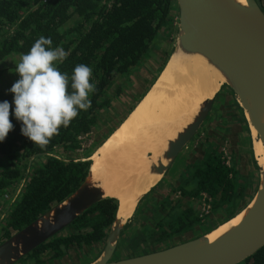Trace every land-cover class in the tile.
<instances>
[{"label":"trees","instance_id":"trees-1","mask_svg":"<svg viewBox=\"0 0 264 264\" xmlns=\"http://www.w3.org/2000/svg\"><path fill=\"white\" fill-rule=\"evenodd\" d=\"M174 10H178L176 0H0V76L1 63L8 56L27 53L40 36H45L51 37L53 48L62 47L69 53L58 65L61 72L68 74L69 83L74 67L85 64L91 67V82L95 84V91L89 94L91 107L81 110L67 128L61 127L43 148L25 137L21 122L10 116L14 128L0 142V155L8 156L7 165L0 170V205L8 187L24 177L25 161L42 155L46 162L31 176L21 201L13 204L8 229L21 230L81 186L91 160L68 161L45 154L60 145L68 150L80 147L79 139L91 133L100 120V112L112 106L110 95L115 79L127 77L149 53L160 32L170 30ZM74 15L81 21L63 29ZM18 79L0 87V101L12 102L14 94L7 90ZM118 91L119 94L121 86ZM192 179V187L188 181L186 189L180 188L182 193L190 197L207 193L213 198L215 212L227 205L229 217L238 212V204L247 198L248 184L227 163L223 151L215 147H210L193 166ZM154 190L143 199L139 211L122 231L120 244L131 247L136 254L184 242L180 240L182 235L205 223L191 205L157 204L147 215L146 202ZM117 210L116 199L95 204L70 225L74 232L41 245L22 263L30 260L33 264H51L70 255V246L80 252L105 243ZM138 220L142 222L140 226L134 224ZM210 225L203 226L197 237ZM6 235L9 238L11 232ZM242 264H264V248Z\"/></svg>","mask_w":264,"mask_h":264},{"label":"water","instance_id":"water-1","mask_svg":"<svg viewBox=\"0 0 264 264\" xmlns=\"http://www.w3.org/2000/svg\"><path fill=\"white\" fill-rule=\"evenodd\" d=\"M176 2L179 9L178 36L166 65L152 87L158 82L173 56L179 52L202 55L224 81L214 96L200 107L195 118L178 132L176 138L169 141L157 162L151 164V172L162 175V178L138 198L133 215L139 211L143 199L160 184L172 170L180 154L201 132L223 88H228L233 93L252 140L260 175L253 196L236 214L206 229L196 238L146 254H136L131 247L120 244L122 231L131 219V217L125 219V215L121 213L128 211L131 201L123 204L118 197L108 196L105 189L94 181L90 167L88 176L75 192L0 243V264H21L23 258L41 245L55 237H63L74 232L70 225L92 206L106 199L118 201L115 221L102 252L81 264H242L264 248V164L260 161V158L264 159V153L258 155L256 152L257 138L264 145L263 2L262 0L246 2L176 0ZM152 87L139 102L147 96ZM253 128L258 135H254ZM71 160L85 159L68 161ZM240 214L243 216L237 223L230 224L219 236L210 239V234L229 224ZM28 262L31 263L30 260Z\"/></svg>","mask_w":264,"mask_h":264},{"label":"bare ground","instance_id":"bare-ground-1","mask_svg":"<svg viewBox=\"0 0 264 264\" xmlns=\"http://www.w3.org/2000/svg\"><path fill=\"white\" fill-rule=\"evenodd\" d=\"M223 81L202 55L175 54L134 112L90 157L94 181L106 194L118 197L123 204L131 201L128 211L121 213L125 219L133 215L138 198L162 178L151 172V164L157 162L169 141L195 118ZM195 102L199 106L194 110V106H190ZM173 121L181 123L180 127L176 133L167 135L169 129L164 127ZM253 131L258 135L254 128ZM256 152L264 153V145L258 138ZM260 161L264 164V159ZM242 214L210 234V239L237 223Z\"/></svg>","mask_w":264,"mask_h":264},{"label":"rangeland","instance_id":"rangeland-1","mask_svg":"<svg viewBox=\"0 0 264 264\" xmlns=\"http://www.w3.org/2000/svg\"><path fill=\"white\" fill-rule=\"evenodd\" d=\"M172 18L173 27L170 28L169 31H161L159 36L154 40L152 54L146 55L142 62H140V64L129 73L130 77L128 81L123 80L121 77L119 78L118 86L113 85L112 93L110 95V98H113L112 106L109 109L100 112V120L98 124H96L88 137L82 139L80 148L74 150H68L67 148L57 149V152L61 157L76 160H90L91 155L96 151L98 146H101V143L108 139V136L119 127L128 114L137 106V103L142 97H144L160 75L173 51L175 39L176 36H178V10H174ZM78 21H81L80 17L74 15L64 25L63 29L74 26ZM18 58V56L9 57L8 60L3 62V75L0 77V87L6 85L19 75L15 72V66L19 61ZM120 86L121 91L118 94ZM193 106L195 110L199 105L195 102L190 107ZM190 116H192V114H190ZM190 116H186V119L189 120L191 118ZM176 119L177 118L169 120L172 121ZM180 124L181 123L175 121L167 123V126L164 128L172 130L169 133L168 130L167 135L176 133ZM212 132H218V134L214 135ZM253 133L256 135V132L253 131ZM171 138H173V136ZM208 146L216 147L224 153L226 152L229 162L237 164L238 170L242 175V181L250 183L251 187L247 191L245 202L243 201L238 205V211L241 210L244 207V204H247V201L253 196L258 187L260 175L246 120L243 117L242 110L238 106L236 99L233 97V93L228 88H223L221 90L207 123L204 125L198 136H196L188 147L180 154L176 163L172 167V171L166 174L165 177L167 178L159 184L160 186L158 185L155 188L153 193L156 190L161 191L167 189L172 180H177L180 183L182 179L184 182L187 181L184 178L181 179L182 173H185V169L188 168L190 163H193L195 160L203 159L205 149L208 148ZM260 160H263V158H260ZM174 171H179V175L175 176L176 174H173ZM172 176H175L176 179H172ZM188 178L189 177H187V179ZM186 185H188L187 182ZM201 204L197 203L194 205L199 208ZM184 205L188 206L190 204ZM228 217L229 215L225 213H220L219 215L216 214L215 216L213 215L212 220H210L211 222H209L211 225L208 229ZM103 246L104 243L101 245L98 244L93 248H85L82 253L86 252L87 255L84 256L80 252L73 251L72 254L67 255L60 260H55L51 264H72L75 260L78 261L77 264L88 262L102 252V249L104 248ZM21 264L33 263L27 262Z\"/></svg>","mask_w":264,"mask_h":264},{"label":"clouds","instance_id":"clouds-1","mask_svg":"<svg viewBox=\"0 0 264 264\" xmlns=\"http://www.w3.org/2000/svg\"><path fill=\"white\" fill-rule=\"evenodd\" d=\"M52 43L51 37L40 36L16 64L19 79L7 90L13 100L0 101V142L13 130L14 116L21 122V133L43 148L61 127L67 128L81 110L91 107V67L76 65L69 83L68 74L58 67L69 53Z\"/></svg>","mask_w":264,"mask_h":264},{"label":"flooded vegetation","instance_id":"flooded-vegetation-1","mask_svg":"<svg viewBox=\"0 0 264 264\" xmlns=\"http://www.w3.org/2000/svg\"><path fill=\"white\" fill-rule=\"evenodd\" d=\"M178 11H179V9H178ZM170 23H171V28H172L173 27L172 26V19H171ZM152 47H153V45L151 46V49H150L149 53H147L146 55L152 54ZM16 56L19 57L18 58V60H19L18 63H19L20 62V58L22 56V55H19V54L8 56L4 61L8 60L9 57H16ZM145 56L143 57V59L145 58ZM3 62L1 63V66H2ZM15 71H16V66H15ZM2 75H3V72L1 74V76ZM129 77H130V75H128L127 77H122V79L128 81ZM18 78H19V75L15 79H13L12 81H14V80H16ZM12 81H10V82H12ZM117 84H119V78L115 79V81L113 82L112 86L113 85L116 86ZM212 133H214V135L218 134V132H212ZM89 134L84 136V137H81L79 140L82 141V139L88 137ZM60 148H64V147L61 146V145L60 146H56L55 151H53L51 153H48V154H45V155L54 156V157H57L59 159L70 160V159H68L66 157L65 158L61 157L58 154L57 149H60ZM79 148L80 147H78L77 149H79ZM209 148H210V146H208V148L205 149V152ZM224 155H225V157L227 159V163L229 165H231V166L233 165L235 167V169L240 173V171L238 170L237 164L236 163L232 164L231 162H229V159L226 156V152L224 153ZM0 156H5L6 158L8 157L7 155H0ZM204 156H205V154H204ZM204 156H203V158H204ZM197 161H199V160H195L193 163H190V165L188 164L189 166H188L187 169H185L186 170L185 173H182L181 179L185 178V180H187V181L184 182L183 179H182L181 183L178 182L177 180L176 181H173V180L170 181V185H168L169 187L167 189L161 190V191L156 190L154 193L152 192L150 194L149 200L146 202V207L147 208H146L145 212H147V215L150 214L149 210L155 208V205H157V204H166V205L182 204V206H184V207H187L184 204H190L191 206L195 207L194 204H197V203L201 204L202 203L199 206V208L198 207H195V208L199 212V215H200L199 217L205 219V223H204V225L199 226L196 229H194V231H191L189 233H185L184 235H182L181 239L179 238L180 240H185V241L189 240L191 238H196L197 234L199 233V231L201 232L203 226H205V225L209 224V222H211L210 220H212V216L213 215L215 216L216 214L219 215L220 213H225V214H229L230 213V210H228L229 207L227 205H224L222 208L219 209L218 212H215L214 207H213V198L211 196H209L205 192H202L199 197H190V196H186V195H184L182 193V190L180 188L183 187L184 189H186V187L188 186V185H186V182L188 184V181H189L190 182V186L192 187L193 166L196 164ZM44 162H46V158L45 157L43 158L42 155H38V156L36 155V156L30 157L29 160L25 161V163L27 164V168L24 171V174H23L24 177L20 181L10 185L8 187L7 191L5 192L4 197L1 200V205H0V243H2L4 240L8 239L7 235H6L7 231L11 232L10 237L15 232V230L10 229V228L8 229V227H7V222L9 220V218H10V213L13 211L12 210L13 209L12 206H13V204H18L21 201V197H22L23 193L25 192L26 186H27L29 180L31 179V176L34 174V172L37 170L38 167H40L42 164H44ZM8 164H9V162H8ZM4 167L0 166V168H1L0 170H3ZM187 177H189V178L187 179ZM166 178L167 177L163 178L162 181H164ZM246 183L248 184V190H249L251 185H250L249 182H246ZM163 188H165V187H163ZM238 207L239 206H237V209H238ZM73 251L78 252L76 249H74L72 246H70L69 254H72ZM82 252H84V251H80V253L83 256L87 255L86 252L85 253H82ZM77 262L78 261L75 260V261H73L72 264H77Z\"/></svg>","mask_w":264,"mask_h":264},{"label":"crops","instance_id":"crops-1","mask_svg":"<svg viewBox=\"0 0 264 264\" xmlns=\"http://www.w3.org/2000/svg\"><path fill=\"white\" fill-rule=\"evenodd\" d=\"M243 123H244V122H243ZM244 127H246V126H244ZM114 132H115V131H114ZM114 132H113V133H114ZM92 155H93V154H92ZM92 155H91V157H92ZM5 165H7V158H6L5 156H0V166H1V167H4ZM171 171H172V170H171ZM178 172H179V171H174L173 174H174V175L176 174L175 176H178V175H179ZM180 172H181V171H180ZM175 176H172L171 178L173 179V178H175ZM175 179H176V178H175ZM133 216H134V215H133ZM133 216H132V217H133ZM142 216H143V215L140 214V218H141ZM132 217H131V218H132ZM134 224L137 225V226H140V224H142V222L137 221V222H135Z\"/></svg>","mask_w":264,"mask_h":264}]
</instances>
